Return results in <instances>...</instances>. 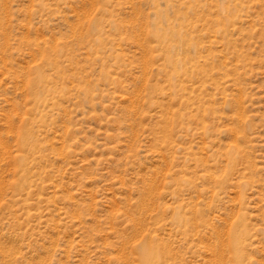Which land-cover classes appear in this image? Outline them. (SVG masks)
Returning a JSON list of instances; mask_svg holds the SVG:
<instances>
[{"label": "rangeland", "instance_id": "1", "mask_svg": "<svg viewBox=\"0 0 264 264\" xmlns=\"http://www.w3.org/2000/svg\"><path fill=\"white\" fill-rule=\"evenodd\" d=\"M145 259L264 264V0H0V264Z\"/></svg>", "mask_w": 264, "mask_h": 264}, {"label": "bare ground", "instance_id": "2", "mask_svg": "<svg viewBox=\"0 0 264 264\" xmlns=\"http://www.w3.org/2000/svg\"><path fill=\"white\" fill-rule=\"evenodd\" d=\"M235 242H236V241H235ZM236 243H237V242H236ZM236 243H235L234 245H236V246H237V244H236ZM144 262H145V264H148V263H147V261H146V259H145V261H144Z\"/></svg>", "mask_w": 264, "mask_h": 264}]
</instances>
